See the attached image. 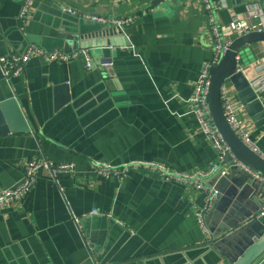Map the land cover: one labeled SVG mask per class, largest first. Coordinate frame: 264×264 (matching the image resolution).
Here are the masks:
<instances>
[{
	"label": "crops",
	"instance_id": "1",
	"mask_svg": "<svg viewBox=\"0 0 264 264\" xmlns=\"http://www.w3.org/2000/svg\"><path fill=\"white\" fill-rule=\"evenodd\" d=\"M153 1L34 0L23 26L16 18L22 0H0V55L31 45L86 49L93 62L86 68L81 56L67 62L34 56L9 81L0 73V101L15 97L32 129L0 134V190L22 181L31 157L74 166L55 180L40 168L30 191L0 208V264L214 263L216 252L196 221L198 190L142 168L121 179L91 168L154 161L195 172L218 161L189 106L202 63L213 55L201 0ZM222 1L216 14L222 25L264 17V0ZM246 56L243 70L251 77L264 66V42L251 44ZM104 60L111 61L105 69ZM62 84L71 99L54 109V88ZM257 94L264 110V90ZM225 96L240 107L250 140L264 152V125H254L230 84ZM258 221L264 225V215Z\"/></svg>",
	"mask_w": 264,
	"mask_h": 264
},
{
	"label": "water",
	"instance_id": "2",
	"mask_svg": "<svg viewBox=\"0 0 264 264\" xmlns=\"http://www.w3.org/2000/svg\"><path fill=\"white\" fill-rule=\"evenodd\" d=\"M168 2L155 0L152 5ZM227 40L225 37L221 42ZM256 42H264L263 30L231 37L219 60L207 69L210 79L207 94L209 113L228 147L218 167L205 179L206 185L218 190L211 210L205 215L210 232L207 244L216 252L213 264H264V225L257 217L264 202V183L240 166L247 165L264 178V159L233 132L223 115L221 104L222 88L230 84L254 125H264V110L258 94L243 71L248 62H244V55L249 46ZM54 94V109L70 102L66 84L55 86ZM31 132L16 98L0 101V134ZM83 264L95 262L92 258Z\"/></svg>",
	"mask_w": 264,
	"mask_h": 264
},
{
	"label": "built area",
	"instance_id": "3",
	"mask_svg": "<svg viewBox=\"0 0 264 264\" xmlns=\"http://www.w3.org/2000/svg\"><path fill=\"white\" fill-rule=\"evenodd\" d=\"M34 0H22L19 12L16 16L18 22L24 26V24L29 20L32 13V5ZM201 5L203 12L206 16L209 31L213 42V55L210 59L204 61L201 66L199 76L195 82L194 94L189 102L190 110L195 115L197 120L199 130L205 135V137L212 144L216 151V156L218 161L210 166L207 171H195V172H180L169 170L164 164L154 161L143 162V161H130L128 163L121 164L119 166H113L106 162H94L91 166L92 170L100 176H111L115 175L118 178H122L126 175L127 171L131 168H142L150 172H155L167 181H174L176 183L182 184L198 190L203 195V203L197 209L195 216L198 226L202 229L205 241H209L210 232L205 223V215L211 210L213 201L218 194L216 188L209 187L205 184V179L218 167L221 162L223 155L228 151V147L223 140L220 133L215 128L211 115L209 113L207 104V94L209 87V76L207 69L210 65L216 63L221 54L228 47L231 37L241 36L250 31H264V17L259 16V21L246 22L240 19H232L229 23L222 25L217 21L216 14L223 8L224 2L222 0H201ZM62 10L70 15H75L76 12L68 7H62ZM95 22L100 23H113L117 25H122L129 22L128 18L108 20L101 16H84ZM252 17H256V14H252ZM227 37V41H223V38ZM37 56L43 62L52 61H62L67 62L72 59H76L81 56L85 59L86 68H91L92 59L88 54L86 49H76L70 52H64L58 48L50 51H46L38 46H28L22 52H14L6 55H0V73L8 81L12 76H17L20 74L24 68L25 63H27L32 57ZM111 64L102 63L101 67L103 69L107 68ZM244 71V70H243ZM245 73V72H244ZM250 86L253 90L258 93L264 90V66L260 65L253 76H247ZM221 104L223 115L229 124L233 132L254 152L258 153L264 159V152H260L255 146L254 142L250 140L247 131L244 128V124L238 117L239 106L233 104L225 96V86H223L221 91ZM240 166L255 179H258L264 183V178L256 171L251 169L247 165L240 164ZM72 163H53L45 157H31L27 160L25 164V171L22 181L12 187L0 190V208H4L15 204L21 200V198L26 195L32 188L36 174L40 168L46 169L51 177L55 180L59 173H69L73 172ZM91 213H98L94 210ZM264 215V202L259 210L257 217ZM76 224L79 222V218H74Z\"/></svg>",
	"mask_w": 264,
	"mask_h": 264
},
{
	"label": "rangeland",
	"instance_id": "4",
	"mask_svg": "<svg viewBox=\"0 0 264 264\" xmlns=\"http://www.w3.org/2000/svg\"><path fill=\"white\" fill-rule=\"evenodd\" d=\"M33 3H34V2H33ZM244 57L246 58V55H244ZM245 58H243V59H244V62H247L248 60H247V59L245 60ZM18 75H19V74H18ZM18 75H17V76H18ZM3 77H4V76H3ZM12 77H15V76H12ZM12 77H11V78H12ZM4 79H5L6 81H8L6 78H4ZM9 80H10V79H9Z\"/></svg>",
	"mask_w": 264,
	"mask_h": 264
}]
</instances>
